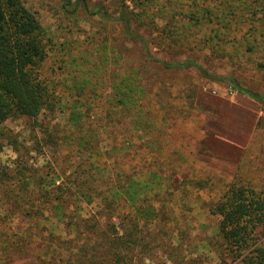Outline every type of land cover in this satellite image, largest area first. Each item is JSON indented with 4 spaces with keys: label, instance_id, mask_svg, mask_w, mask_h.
I'll list each match as a JSON object with an SVG mask.
<instances>
[{
    "label": "rangeland",
    "instance_id": "374dc122",
    "mask_svg": "<svg viewBox=\"0 0 264 264\" xmlns=\"http://www.w3.org/2000/svg\"><path fill=\"white\" fill-rule=\"evenodd\" d=\"M24 2L51 39L44 76L61 82L66 89V85L76 86L77 81L82 80L77 67L71 65V58L80 61L84 58L87 67L92 68L88 83L95 86L88 90L95 103L93 113L97 119L106 117V104L113 87L121 86L126 74L137 69L141 87L152 89L147 95L139 89L138 93H143L142 102L153 99L149 106L157 111L158 119H164L161 120L163 129L147 134L139 132L143 140L137 138L136 144L141 146L153 136L161 146L164 162L159 157H148L150 149L147 147L140 148L138 155L117 150L125 129L118 121L114 126L109 120H100L102 134L98 139L103 162H106L104 167L108 169V180L101 188L120 184L126 192L131 188L129 183L137 182L139 194L148 193L159 212L154 230L139 227L147 232L145 236L153 245L152 251L144 255L145 264H242L240 258L232 257L226 250L218 229L221 218L211 209L219 200L222 187L235 180L264 190V107L232 90L226 83L205 80L195 69H167L160 62L147 60L145 49L139 43L128 41L120 24H104L99 16H89L80 0ZM86 2L90 6L105 3L108 12L115 17L124 11L129 13L138 22L134 29L149 41V52L155 59L168 63L194 60L215 75L235 76L246 88L264 92V22L254 25L237 22L228 28L224 22H217V25H214L216 22H201L202 25L169 22L186 31L182 32L186 40L184 45L175 42L168 48L166 36L161 32L166 22L160 19L149 22L153 14L149 16L141 6L128 1V7L122 9L118 0ZM150 24H155L159 30L151 28V32L146 27ZM190 36L196 40H191ZM251 48L258 49L252 52ZM65 60L69 67L58 69L60 61ZM70 92L67 89L63 95L57 115L49 116L46 121L66 124L76 95ZM30 128L28 119L3 124L1 130L6 131L0 133V163L3 166H12L17 159L11 145L13 139L24 146L20 149L29 157L31 165L40 167L52 162L57 172L64 174L71 165L77 164L78 159L68 148L56 156L55 151L46 146L36 150ZM153 170L160 173L161 179L151 178ZM116 172L135 177L134 182L126 178L117 181L112 176ZM1 199L0 196V204ZM119 201L123 204L109 218L105 211L100 212L103 206L99 196L91 202L70 196L67 210L76 206L77 214L87 221L80 222L77 227L72 226L71 221L59 222L56 217H48L41 223L36 218L9 219L15 231L28 230L32 237L25 243L23 253L14 251L11 261L5 264H84L74 258L77 249L84 244L90 246L95 256L106 258V252H97L93 244L108 235L115 238L117 231L123 232L117 215L128 212L129 203H124L123 197ZM141 203L138 200V204ZM140 225H144L143 220Z\"/></svg>",
    "mask_w": 264,
    "mask_h": 264
},
{
    "label": "trees",
    "instance_id": "16d2710c",
    "mask_svg": "<svg viewBox=\"0 0 264 264\" xmlns=\"http://www.w3.org/2000/svg\"><path fill=\"white\" fill-rule=\"evenodd\" d=\"M65 1L68 3L70 0ZM128 1L141 6L149 16L153 14L149 22H155L156 19L166 22L161 32L166 36L168 48L175 42L184 45L186 40L182 38V32L186 31L169 22H198V25H202L201 22H216L214 25L224 22L225 28L237 22H252V25L264 22V0H118V3L122 9H126ZM79 3L85 13L99 16L105 21L102 23L120 24L127 40L139 43L145 49L147 60L160 62L167 69H195L205 80L226 83L232 90L264 107V92L246 88L235 76L215 75L194 60L168 63L155 59L149 52V41L134 29L138 22L129 13L124 11L115 17L108 12L103 2L93 6L88 5L86 0H80ZM146 27L151 32V28L159 30L155 24ZM191 40L196 39L191 37ZM50 43L51 39L40 20L24 0H0V133L6 132L1 129L8 121L28 119L37 144L36 150L46 146L55 151L56 156L62 149L68 148L78 159L76 165H71L64 174H59L51 165L52 162L47 166L31 165L29 157L21 150L24 146L12 140L17 159L12 162V166L0 163V196L3 201L0 204V224L3 225L0 228V263L10 262V255L14 251L23 253L25 243H29L32 237L28 230L15 231L9 219L36 218L41 223V220L44 222L48 217H56L59 222L71 221V225L77 227L80 222L85 224L87 221L77 214L76 206L67 210V199L71 196L91 202L99 196L103 206L100 212L105 211L109 218L123 204L119 201L122 197L124 203H129L128 212L117 215L123 232L117 231L115 238L108 235L93 244L97 252H106V258L95 256L90 246L84 244L74 255L76 261L84 264H145L144 255L152 251L153 245L149 243L145 236L147 232L142 228L147 226L154 230L159 212L148 193L139 194L138 183L133 181L135 177L118 172L112 174L119 182L124 178L134 182L129 183L131 188L128 187L126 192H123L124 185L120 184L101 188L108 180V169L104 167L106 162H103L104 154L98 139L102 134L99 130L100 120H109L114 126L118 121L125 129L121 135V147L117 150L138 155L140 148L147 147L150 149L148 157H159L164 162L161 146L157 145L153 136L141 146L136 144L137 138L143 140L139 132L147 134L163 129L164 119H158L157 111L151 110L149 106L153 99L142 102V94H150L152 89L144 90L141 87L138 70L135 68L130 75L126 74L121 86L113 87L106 104V117L97 119L93 113L95 103L88 90V87L94 85L88 83L92 68L87 67L84 58L81 61L71 58V65L77 67L82 80H78L76 86L66 85L64 89L61 82L44 76ZM256 49L251 48L250 51L256 52ZM67 61H60L58 69L69 67ZM67 89L72 96L76 93L75 99L72 98L68 120L65 125L51 124L46 118L57 115ZM138 89L143 93H138ZM55 160L58 158L55 157ZM150 176L153 180L161 179L157 170L150 172ZM59 180L63 181L58 184ZM220 191L219 200L214 203L211 211L221 218L218 229L226 250L232 257L240 258L242 264H264V190L259 191L249 182L235 180L224 185ZM138 200L142 203L138 204ZM47 212L49 216L45 215ZM74 216L76 220H72ZM140 220L144 221L143 226ZM93 227L96 228L97 224Z\"/></svg>",
    "mask_w": 264,
    "mask_h": 264
}]
</instances>
